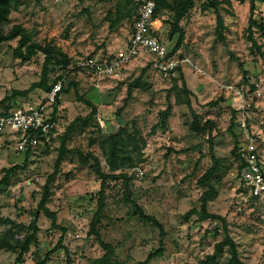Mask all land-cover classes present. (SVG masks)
I'll return each mask as SVG.
<instances>
[{
	"label": "rangeland",
	"instance_id": "obj_1",
	"mask_svg": "<svg viewBox=\"0 0 264 264\" xmlns=\"http://www.w3.org/2000/svg\"><path fill=\"white\" fill-rule=\"evenodd\" d=\"M117 1L19 0L9 22L1 27L8 33L21 25L31 42L61 48L69 63L54 60L47 70L48 84L65 77L67 90L59 96L57 127L23 153H17L14 138L0 135V179L9 167H20L7 185L0 186V236L10 230L24 235V226L34 218L38 227L37 242L21 263L15 262L16 252L0 249V264H37L49 250L46 264H89L103 253L89 233L100 187L93 160L83 164L76 151L66 150L95 155L102 170L111 173L98 139L123 126L143 139L142 158L116 171L125 173L128 181L122 177L108 180L97 225L102 240L114 245L118 259L137 264L162 248L148 264H198L213 252L224 238V224L220 219L199 218L200 197L209 186L200 185L198 179L213 164L214 156L220 159V176L211 180L215 194L206 209L224 219L244 264H264V198L252 196L241 181L235 148L252 139L264 171V0L255 1L256 24L250 30V0H193V7L180 21L185 36L175 52L190 62L179 69L183 81L179 71L170 79L161 76L152 54L144 52L118 77L104 78L96 88L77 61L126 48L135 16H124L113 24ZM121 1L124 12L132 8L131 0ZM211 2L223 17L222 36L215 28ZM155 19L156 35L171 50L178 36L169 33L172 14L162 9ZM18 40L0 42V110L45 96L40 87L26 95L14 94L41 79L45 58L40 51L30 60L17 58ZM225 85L240 94L227 93ZM86 101L96 107L95 115L76 122L63 140L67 126L90 113ZM167 107L164 129L160 115ZM142 143L138 141L139 146ZM133 167L142 170L141 177ZM52 173L45 206L55 214V221L38 206ZM127 197L162 223L163 235L134 214ZM60 238L61 246L56 248ZM228 258L226 247L218 264Z\"/></svg>",
	"mask_w": 264,
	"mask_h": 264
},
{
	"label": "trees",
	"instance_id": "obj_2",
	"mask_svg": "<svg viewBox=\"0 0 264 264\" xmlns=\"http://www.w3.org/2000/svg\"><path fill=\"white\" fill-rule=\"evenodd\" d=\"M128 1V0H127ZM133 5L132 8H130L128 11H123L124 4L121 0L117 1L116 5V19L112 22L113 24L117 22L120 18H123L124 16H135L137 14V5L134 0H131ZM255 1L256 0H250V6H249V17H248V30L252 28L256 24L255 20L253 19V10L255 7ZM19 2V0H0V42H3L8 39H13L16 37H19L18 40V46L15 48V56L17 58H20L22 60H30L32 56H34L37 52H42L44 54V62L42 66V77L39 81L33 82L31 86L24 90V91H15L14 94H22L26 95L31 89L40 87L44 89L45 91H49L50 88L56 83L54 81L51 84L47 83V70L48 65L54 61L57 60V63L67 65L69 63L65 53L61 50V48L52 45V44H40L37 42H31L30 37L26 30L21 25H14L12 29L5 33L1 27H3L5 24H7L10 20V12L13 9V7ZM156 7L153 14V17L155 18L157 16V13L165 9L170 14H172V21H171V30L169 33H177V40L171 50H169V54L173 55L175 52L181 47V45L184 42V36L185 31L183 27L180 25V21L184 18L186 13L189 9H191L194 5L193 0H155ZM214 6V13L216 18V31L219 33L220 36H222V31L225 29L223 17L216 8L214 2L210 3ZM210 5V6H211ZM180 69V68H179ZM180 77H183L181 75V70H179ZM62 78V77H61ZM64 84L62 86L61 91L59 94L63 91H66ZM11 96H9L10 98ZM8 97H5L4 99H7ZM2 103V100L0 101ZM86 104L91 106V111L87 115V117H76L66 128L64 134H63V140L67 138L69 132L73 129L74 124L76 122L82 121L90 118L91 116L95 115L96 113V107L92 105L91 102L86 101ZM59 105V99L54 103L53 112H52V118H55L57 113V107ZM8 108L5 107L4 111H7ZM170 111V108L167 107L160 115V125L165 129L166 128V122H167V116ZM207 122V121H206ZM198 122L195 121V124ZM135 125V124H134ZM206 123H204L203 126H205ZM157 125H155L153 128L155 130ZM195 127H198V124L195 125ZM138 132H130L128 130V126L119 127L115 132L106 134L104 136H101L98 139V145L102 149V151L105 154L107 165L111 171V173H106L102 170L101 164L99 159L91 154L86 153L83 154L82 151L79 150H66L68 152H74L76 151L80 157V162L85 164L89 159L93 160L92 168L97 175V177L100 180V187L98 190V204H97V210L95 214L92 217V220L89 225V233L94 236L96 241L98 242L99 246L101 247L103 253L100 256L94 257L89 260V264H125V261L120 260L115 255V247L109 242H106L102 240L99 231L97 229V225L100 223V219L102 216V210L104 207V199H105V187L106 183L109 179L113 178H125V181H128V177L125 173L119 174L116 173V171L131 166L135 162L139 161L142 158V150H143V144L144 141L141 137L138 139L136 137V134ZM142 141V146H139L138 141ZM238 147L239 145H236L235 148L237 150L236 156L240 162L239 169L242 168V161L240 159V155L238 153ZM134 152L135 155H132ZM220 163V159L213 156V164L204 172V174L199 177L198 182L202 186H209L208 189H206L201 197H200V213L199 218L201 220L212 218V219H220L224 224V238L217 242L214 245V250L211 254L206 255V257L198 262V264H218L219 259L221 258L222 254L225 251V248L227 247L229 258L223 263V264H244L238 255V250L235 246L234 241L231 239L230 235L228 234L227 229L225 228V221L224 219L217 214L209 213L206 209L208 200L215 194L214 188L211 185L212 179H218L219 174V167L218 164ZM18 168H20L17 165H13L6 169L4 176L0 179V186L7 185L10 175L15 172ZM54 173H52L48 178L46 183L43 186L42 196L39 201V208L43 209L44 212L50 214L53 217V221H55V214L49 213L48 208L45 206L46 201L48 200L49 194H50V182L54 178ZM126 200L132 205L134 214H136L139 218L143 219L144 221L153 224L155 227H157L160 230V234H164V227L161 222H159L154 216L146 214L143 210V208L133 199L127 197ZM27 231L24 233V235H19L17 233H14L13 231H8L7 233L0 236V249H5L8 251L16 252V263H21L24 259V254L29 250L30 246L37 242V223L36 219L34 218L27 226H24ZM61 246V238L59 242L56 245V248H59ZM52 252V250H49L45 257L40 260L37 264H46V261L48 260L49 254ZM162 253V248H158L157 250L151 251L148 253L147 257L144 260L138 261L137 264H148L150 260Z\"/></svg>",
	"mask_w": 264,
	"mask_h": 264
},
{
	"label": "built area",
	"instance_id": "obj_3",
	"mask_svg": "<svg viewBox=\"0 0 264 264\" xmlns=\"http://www.w3.org/2000/svg\"><path fill=\"white\" fill-rule=\"evenodd\" d=\"M137 5V14L134 20L133 32L128 39L125 49H118L108 56L89 55L79 61L77 66L86 71L92 80V86L98 88L104 78H116L122 70L136 57L144 52L152 54L153 66L166 79L175 77L178 69L190 63L186 57L176 54L170 55L166 45L156 35L153 17L155 0H134ZM198 73L201 69L196 68ZM65 82V77L45 92L43 100L28 102L7 111L0 110V135H10L16 140L17 153H23L34 148L41 137L54 130L57 123V113L52 118L54 103L59 99V92ZM227 93L240 94L232 85H225ZM242 161L239 170L241 181L254 197L264 198V171L259 159L258 148L252 139L238 147ZM136 176H142L139 167H133Z\"/></svg>",
	"mask_w": 264,
	"mask_h": 264
},
{
	"label": "crops",
	"instance_id": "obj_4",
	"mask_svg": "<svg viewBox=\"0 0 264 264\" xmlns=\"http://www.w3.org/2000/svg\"><path fill=\"white\" fill-rule=\"evenodd\" d=\"M116 52V51H113V53Z\"/></svg>",
	"mask_w": 264,
	"mask_h": 264
}]
</instances>
